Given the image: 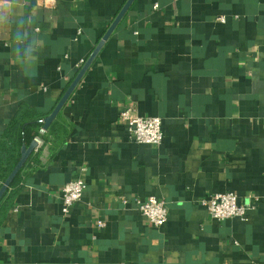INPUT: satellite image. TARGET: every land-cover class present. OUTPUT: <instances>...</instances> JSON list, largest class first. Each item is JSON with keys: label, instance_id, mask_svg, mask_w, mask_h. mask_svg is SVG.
Wrapping results in <instances>:
<instances>
[{"label": "crops", "instance_id": "crops-1", "mask_svg": "<svg viewBox=\"0 0 264 264\" xmlns=\"http://www.w3.org/2000/svg\"><path fill=\"white\" fill-rule=\"evenodd\" d=\"M126 2L12 0L0 136L21 106L52 112ZM127 108L161 118L160 145L131 139ZM60 113L69 136L27 170L0 264H264V0H134ZM223 192L252 205L246 219L199 202ZM149 196L169 207L160 227L137 209Z\"/></svg>", "mask_w": 264, "mask_h": 264}, {"label": "built area", "instance_id": "built-area-1", "mask_svg": "<svg viewBox=\"0 0 264 264\" xmlns=\"http://www.w3.org/2000/svg\"><path fill=\"white\" fill-rule=\"evenodd\" d=\"M157 7V6H156ZM219 20H224L220 17ZM86 60H82L78 64V70L82 68ZM130 134L131 139L137 143H147L152 145H160L163 140L162 121L156 116H141L133 108H127L120 115ZM44 128L42 132H45ZM37 141V152L44 142L40 138ZM83 171V170H82ZM87 184L80 175L67 182L62 189V211L68 214L72 206L81 200ZM204 205L212 218L217 220H226L235 217L247 218L249 211L253 208L251 204H245L240 201L239 196L234 192L215 193L209 197L199 201ZM137 209L139 212L154 226L160 227L168 220L169 207L165 200L155 196L146 198H137ZM104 225L103 222H99Z\"/></svg>", "mask_w": 264, "mask_h": 264}, {"label": "trees", "instance_id": "trees-1", "mask_svg": "<svg viewBox=\"0 0 264 264\" xmlns=\"http://www.w3.org/2000/svg\"><path fill=\"white\" fill-rule=\"evenodd\" d=\"M48 115L32 107L21 106L0 136V188L20 161L23 145L29 146L35 138H40L54 149L68 138L69 125L63 120L62 113H59L46 131L42 132L44 120ZM41 152L42 148L30 155L0 199V229L14 207L16 195L26 181L27 170L34 169L40 163Z\"/></svg>", "mask_w": 264, "mask_h": 264}, {"label": "water", "instance_id": "water-1", "mask_svg": "<svg viewBox=\"0 0 264 264\" xmlns=\"http://www.w3.org/2000/svg\"><path fill=\"white\" fill-rule=\"evenodd\" d=\"M133 1L134 0H127V2L123 6V8L120 10V12L116 16V18L114 19L112 24L109 26V28L105 32L104 36L102 37V39L100 40V42L98 43V45L96 46V48L94 49L92 54L86 60V62L84 63L82 68L79 70V72L77 73V75L75 76L73 81L70 83L69 87L64 92L63 96L61 97V99L59 100L57 105L54 107L52 112L45 118L44 127H43L44 130H46L49 127L51 122L56 118V116L60 113V111L62 110L64 105L67 103V101L71 97L73 91L78 86V84L80 83L84 74L86 73V71L88 70V68L90 67V65L92 64V62L96 58V56L98 55L99 51L103 47L104 43L111 36L113 31L116 29V27L118 26V24L120 23V21L122 20V18L126 14V12L128 11V9L131 6V4L133 3ZM36 147H37V141L36 140H33L29 146L23 145L20 161L18 162V164L16 165L14 170L11 172V174L9 175L7 180L3 183V185L0 188V199L5 194L7 189L10 187V185H11L12 181L14 180V178L16 177V175L19 173V171L26 164L30 155L35 151Z\"/></svg>", "mask_w": 264, "mask_h": 264}, {"label": "clouds", "instance_id": "clouds-1", "mask_svg": "<svg viewBox=\"0 0 264 264\" xmlns=\"http://www.w3.org/2000/svg\"><path fill=\"white\" fill-rule=\"evenodd\" d=\"M13 7L12 0H0V18L6 17ZM23 23V21H19L21 26H23Z\"/></svg>", "mask_w": 264, "mask_h": 264}]
</instances>
